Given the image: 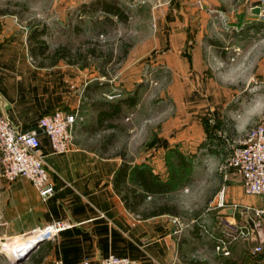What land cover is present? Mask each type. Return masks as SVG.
Here are the masks:
<instances>
[{
	"label": "crops",
	"instance_id": "crops-1",
	"mask_svg": "<svg viewBox=\"0 0 264 264\" xmlns=\"http://www.w3.org/2000/svg\"><path fill=\"white\" fill-rule=\"evenodd\" d=\"M166 1L168 6L156 8L150 0L144 4L149 5L153 30L133 44L123 69V75H131L133 81L130 85L125 78L121 84L130 90L139 82L137 63L150 58L152 67L167 70V96L178 113L157 130L151 128L154 144L130 153L133 163L148 165L164 179V150L178 145L192 159V170L201 164L207 173L219 177L204 204H214L223 189L227 207L206 208L210 217L218 222L226 217L251 228L252 215L230 205L264 208V197L245 195L236 173L223 176L217 170L222 154L203 145L207 140L201 121L231 123L236 134H243L264 112V21L255 8L259 0ZM58 13L64 15L63 9ZM27 31L12 15L0 16V116L23 132L35 129L39 117L56 110L76 117L71 144L63 154L51 153L47 137L38 133L54 187L51 197L42 201L25 179L5 182L0 178V243L21 242L41 230L43 237L27 264H79L83 259L96 263L108 254L137 264H192L175 238L173 216L140 219L123 207L112 190L111 179L120 163L116 155L120 145L114 137L125 133L123 122L128 119L125 113L116 120L98 122L85 88L102 78L92 68L62 63L35 67L27 51ZM110 136L113 139L108 142ZM145 139L140 146H145ZM54 222L66 226L54 229ZM233 243L227 257L241 264H264V241L256 256L250 254L256 240Z\"/></svg>",
	"mask_w": 264,
	"mask_h": 264
},
{
	"label": "rangeland",
	"instance_id": "rangeland-1",
	"mask_svg": "<svg viewBox=\"0 0 264 264\" xmlns=\"http://www.w3.org/2000/svg\"><path fill=\"white\" fill-rule=\"evenodd\" d=\"M87 1L89 0H0V10L13 14L15 21L26 30L34 25L46 24L47 36L45 41L50 49L65 45L71 52L79 50L82 53L94 45L96 54L99 53L103 57L106 54L112 55L105 64L103 57L88 59L87 68L94 69L98 75L100 71H104L106 75H99L101 80L92 81L89 84L90 91H88L87 97L88 100L105 103L114 98H124L130 95L132 91H137V102L134 107L129 108L126 112L128 121L123 122L126 131L114 137V140L120 145L116 149L119 150L120 148L125 151L127 157L131 158L133 162L132 155L138 149L144 150L154 138L151 137V128L157 130V127L159 128L167 119L173 117L174 113L177 116L178 112L174 109L171 98L167 96L166 89L169 86L170 77L163 66L160 68L152 67L150 58H147L143 62L137 63L140 65L138 67L140 81L134 82L136 84L130 90H125L121 84L125 78L128 82L133 81L131 75H123L125 59L133 44L145 39L153 30L149 5H144L147 0L140 6L133 5L128 0H117L118 5L125 10L127 20L113 26L101 24L104 18L101 13L94 15L80 13L77 9L78 5ZM60 8L63 9L64 15L60 14L61 12L57 14ZM152 8L154 7L152 6ZM59 16L61 20H59ZM123 52L124 54H122ZM96 83H100L101 86ZM129 83L131 85L132 82ZM222 124L223 126L220 128H222L226 140H230V144L243 135L242 133L236 134L231 123L222 122ZM215 132L216 130L214 135L219 143L211 146L212 151H218L222 154L217 165L218 170L225 158L223 154L225 151L224 144H227L228 141L227 143L222 142L223 140L218 138ZM143 138H147L143 142L145 146H140L139 142ZM173 147L179 150L178 145L170 148ZM167 152L164 150L162 158L164 168V158L167 157ZM171 157L169 156V160L173 162L174 159ZM193 167L194 164L192 163L184 184L171 188L162 198L173 205L177 211L176 222L172 225L178 244H182V255L190 261L197 262L192 264H218L221 257L216 255L214 243L215 238L223 230V223L222 221L218 222L215 217H210V212L205 211L206 208L207 210L209 208L204 203L206 194L210 192L215 183L219 182V177L214 174L215 172L208 171L207 173V168L201 164H198L197 170H192ZM166 175L165 169L164 179ZM158 198L157 196L147 197L145 202L148 204ZM1 242L0 264H27L30 262L31 251L23 260L15 262L3 249L4 243H7L8 240Z\"/></svg>",
	"mask_w": 264,
	"mask_h": 264
},
{
	"label": "built area",
	"instance_id": "built-area-1",
	"mask_svg": "<svg viewBox=\"0 0 264 264\" xmlns=\"http://www.w3.org/2000/svg\"><path fill=\"white\" fill-rule=\"evenodd\" d=\"M131 4L140 6L145 0H128ZM154 8L169 5L166 0H150ZM255 8L258 9L261 19L264 21V0H259ZM111 99V97H108ZM75 114L56 110L50 115L39 117L36 128L28 131H19L4 117L0 116V178L5 182L15 179L27 180L37 191L43 201L54 194V187L49 179L43 155L40 151L38 133L44 134L48 139L50 151L53 154L67 152L71 144V129L75 122ZM213 125V120H208ZM216 136L222 139L225 158L218 171L224 176L232 171L240 177L242 191L245 195L264 197V112L258 122L247 129L243 135L229 143L226 140L222 128L216 130ZM214 204L208 206L225 209L227 205L223 201V189L217 193ZM232 209L252 215L251 228L244 224L221 217L223 230L215 238L214 251L218 254L228 255L227 246L236 241L256 240V244L250 248V254L256 256L262 252L264 241V208H251L230 205ZM177 217L172 218L176 222ZM54 229L66 226L63 222H54ZM256 235V237H253ZM79 264H137L135 260L108 254L96 263L83 259Z\"/></svg>",
	"mask_w": 264,
	"mask_h": 264
},
{
	"label": "trees",
	"instance_id": "trees-1",
	"mask_svg": "<svg viewBox=\"0 0 264 264\" xmlns=\"http://www.w3.org/2000/svg\"><path fill=\"white\" fill-rule=\"evenodd\" d=\"M80 13H89L94 15L101 13L104 18L101 22L105 26H113L116 23H124L127 20L125 10L118 5L117 0H89L80 3L77 7ZM13 15L0 10V16ZM47 32L46 24H39L30 27L27 31L25 41L29 57L32 64L37 68H51L60 63L77 66L79 68H87L88 59H100L103 56L99 53L96 54L95 47L92 45L82 53L79 50L71 52L65 45H59L52 49L47 45L45 37ZM124 54V52L122 53ZM112 55L106 54L103 57V63H107ZM125 57V56H124ZM99 75L105 76L104 71H100ZM97 84V83H96ZM101 86V84H97ZM97 87V86H96ZM90 91L89 86L85 91ZM137 102V91L134 90L130 95L124 98L116 99L113 102L100 103L91 101L90 106L96 110L98 122L106 119H117L122 117L129 108L135 106ZM201 125L203 127L205 137L207 140L203 145H207V149L215 146L219 141L215 138L214 131L223 126L222 121H214L213 125H209L207 119H202ZM110 127V124L107 125ZM113 139L110 136L107 141ZM154 144V139L151 140L149 145ZM204 146V147H205ZM200 147V146H199ZM202 147V146H201ZM167 157L164 158L166 169V178L161 179L158 175L152 173L151 168L146 164H134L132 159L127 157L126 153L119 149L116 155L120 158L119 166L114 172L111 179V187L114 194L119 198L123 207L134 215H138L140 219L159 215H169L176 217L177 211L173 205L168 203L162 196L169 192L171 188L176 185L184 184L186 175L189 174L192 165V159L182 154L177 148H166ZM169 156L174 159L173 162L169 160ZM187 156V157H186ZM157 196V200H153L148 204L145 202L147 197ZM218 237V236H217ZM245 242V241H236ZM234 244V243H233ZM215 246V243H214ZM232 243L227 246L228 251ZM221 257L218 264H238V261L216 253ZM192 263H197L193 261Z\"/></svg>",
	"mask_w": 264,
	"mask_h": 264
},
{
	"label": "bare ground",
	"instance_id": "bare-ground-1",
	"mask_svg": "<svg viewBox=\"0 0 264 264\" xmlns=\"http://www.w3.org/2000/svg\"><path fill=\"white\" fill-rule=\"evenodd\" d=\"M40 231H36V235L34 237H31V238L28 237V238L22 240L21 242H19V241L11 242V243L9 242V243L3 245L6 252L9 255L14 256L12 258H15V257H18L19 255L24 254L37 240H39L43 237L44 233H42Z\"/></svg>",
	"mask_w": 264,
	"mask_h": 264
},
{
	"label": "water",
	"instance_id": "water-1",
	"mask_svg": "<svg viewBox=\"0 0 264 264\" xmlns=\"http://www.w3.org/2000/svg\"><path fill=\"white\" fill-rule=\"evenodd\" d=\"M39 241H40V239L37 240L24 254L19 255L18 257L13 258V261L20 262L21 260H23L28 255L29 251H31L37 245V243Z\"/></svg>",
	"mask_w": 264,
	"mask_h": 264
}]
</instances>
